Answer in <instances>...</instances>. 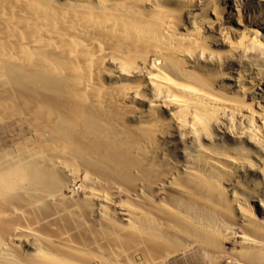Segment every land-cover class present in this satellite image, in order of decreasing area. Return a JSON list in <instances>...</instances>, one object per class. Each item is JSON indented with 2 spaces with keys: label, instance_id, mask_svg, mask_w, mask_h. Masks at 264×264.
<instances>
[{
  "label": "bare ground",
  "instance_id": "6f19581e",
  "mask_svg": "<svg viewBox=\"0 0 264 264\" xmlns=\"http://www.w3.org/2000/svg\"><path fill=\"white\" fill-rule=\"evenodd\" d=\"M230 2L0 0L31 132L0 136V264H264V21Z\"/></svg>",
  "mask_w": 264,
  "mask_h": 264
},
{
  "label": "rangeland",
  "instance_id": "374dc122",
  "mask_svg": "<svg viewBox=\"0 0 264 264\" xmlns=\"http://www.w3.org/2000/svg\"><path fill=\"white\" fill-rule=\"evenodd\" d=\"M230 3H232L233 6H235V8H237V6H239L238 8L242 9V13L246 16H248V18L250 17V19L252 18H256L263 20L264 21V0H228ZM244 6V7H243ZM237 8V9H238ZM245 11V12H243ZM236 11L234 10V13ZM238 62V63H237ZM241 62V63H240ZM243 61H236V63L234 64V67L236 68H241L242 65H244V63H242ZM244 67V66H243ZM13 121V123H12ZM11 122L9 121H4L0 126L2 127V130H0V136L4 138V142L9 140L8 143H3L4 145H2L3 147H7L8 144L11 145V137L13 136H18L19 138H25V137H29L31 136V132L28 129L29 127L27 126V124L25 125L23 121L21 122H15L14 120H12ZM28 127V128H27ZM29 131V132H28ZM3 132V133H2ZM2 133V134H1ZM6 139V140H5ZM6 144V146H5ZM2 148V147H0ZM66 194H69V191H65Z\"/></svg>",
  "mask_w": 264,
  "mask_h": 264
}]
</instances>
